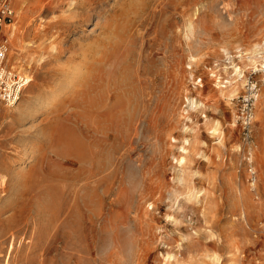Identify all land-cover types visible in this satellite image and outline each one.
Wrapping results in <instances>:
<instances>
[{"label":"rangeland","instance_id":"obj_1","mask_svg":"<svg viewBox=\"0 0 264 264\" xmlns=\"http://www.w3.org/2000/svg\"><path fill=\"white\" fill-rule=\"evenodd\" d=\"M14 5L0 264H264V0Z\"/></svg>","mask_w":264,"mask_h":264},{"label":"built area","instance_id":"obj_2","mask_svg":"<svg viewBox=\"0 0 264 264\" xmlns=\"http://www.w3.org/2000/svg\"><path fill=\"white\" fill-rule=\"evenodd\" d=\"M15 0H0V105H16L30 82L27 75L9 63L11 49L10 27L16 18ZM260 95L258 80L248 79L246 90L240 99L237 122L246 142L252 141L255 105ZM254 172V171H253Z\"/></svg>","mask_w":264,"mask_h":264},{"label":"bare ground","instance_id":"obj_3","mask_svg":"<svg viewBox=\"0 0 264 264\" xmlns=\"http://www.w3.org/2000/svg\"><path fill=\"white\" fill-rule=\"evenodd\" d=\"M13 35L15 36V34H13ZM256 47H257V46H256ZM260 52H261V51H260ZM260 52H258V53H260ZM253 53H254V51H253ZM253 53H252L251 56L248 57V59H249L248 62H250V63H252V64H255V63H257V62H256L257 60H256L255 55H253ZM250 54H251V52H250ZM261 54H262V53H261ZM257 55H258V54H257ZM261 59H262V58H261ZM258 61H259V60H258ZM260 64H264V62H262V63L260 62ZM246 65H247V64H246ZM234 71H236V72L238 71V72H239V67H236V66H235V67H234ZM238 74H239V73H238ZM235 90H236V89L234 88V89H233V93L236 92ZM3 181H4V180H3V178H2V182H3Z\"/></svg>","mask_w":264,"mask_h":264}]
</instances>
